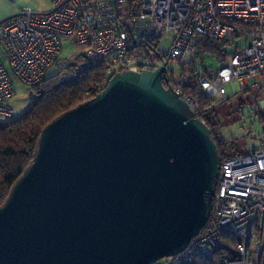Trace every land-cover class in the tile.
I'll return each instance as SVG.
<instances>
[{
    "label": "water",
    "instance_id": "obj_1",
    "mask_svg": "<svg viewBox=\"0 0 264 264\" xmlns=\"http://www.w3.org/2000/svg\"><path fill=\"white\" fill-rule=\"evenodd\" d=\"M163 74L117 72L44 127L0 206V264H154L188 247L221 161Z\"/></svg>",
    "mask_w": 264,
    "mask_h": 264
},
{
    "label": "built area",
    "instance_id": "obj_2",
    "mask_svg": "<svg viewBox=\"0 0 264 264\" xmlns=\"http://www.w3.org/2000/svg\"><path fill=\"white\" fill-rule=\"evenodd\" d=\"M51 4L49 11L25 7L0 21V118L14 117L10 101L16 82L31 88L56 61L60 66L68 63L69 59L58 60L67 43L83 46L81 55L88 64H105L101 89L117 72L164 67L169 86L194 112L197 102L182 95L172 81L174 73L205 56L202 39L217 45L228 40L230 47L242 39L244 43L236 45L229 57H221L213 72L200 75L199 90L221 100L264 87V0H51ZM147 49L157 61L149 59ZM216 250L223 252L222 264H264V149L220 162L207 222L182 253L159 261L182 264L192 259V253L210 258Z\"/></svg>",
    "mask_w": 264,
    "mask_h": 264
},
{
    "label": "trees",
    "instance_id": "obj_3",
    "mask_svg": "<svg viewBox=\"0 0 264 264\" xmlns=\"http://www.w3.org/2000/svg\"><path fill=\"white\" fill-rule=\"evenodd\" d=\"M199 44L206 53L205 55L210 54L217 65L221 57L232 55V53L226 54L225 52L228 40L217 45L202 39ZM204 57L203 55L201 59L190 63L186 71L181 69L176 72L177 74L174 73L172 81L177 84L182 95H189L197 102L198 106L194 110V114L211 130V137L220 155V161L250 151L264 149V111L262 110L256 112L257 120L263 125L262 137L258 144L251 146L249 150H242L237 140L228 139L221 134L222 125L218 121L216 113H221L225 120H228L231 114L237 115L238 110L234 111L233 109L235 106L240 109L242 103L247 102L248 94L253 91L252 89L246 90L241 92L240 96L229 95L221 100L210 98L200 92L197 79L203 72H213L215 67L211 66L206 69L202 66L198 70L194 63L200 64L204 61ZM84 62V64H78L68 61L63 66L59 65L61 70L58 73L51 76L46 75L30 88V104L21 115L0 121V206L7 198L14 182L31 163L38 138L44 127L58 115L101 92V86L106 79L105 64L99 63L93 66L85 60ZM186 72L190 74L183 81ZM61 73H65L67 78L60 80ZM191 256L190 261H184L182 264H222L223 252L216 250L210 258L194 253ZM159 262L164 264V261Z\"/></svg>",
    "mask_w": 264,
    "mask_h": 264
},
{
    "label": "rangeland",
    "instance_id": "obj_4",
    "mask_svg": "<svg viewBox=\"0 0 264 264\" xmlns=\"http://www.w3.org/2000/svg\"><path fill=\"white\" fill-rule=\"evenodd\" d=\"M14 3L19 6V8L23 9L25 7L30 8L34 12H46L52 8L51 0H13ZM244 43L242 39H235L230 47L227 46L225 48L226 54H231L234 51V47L236 45L240 46ZM167 46V42L164 44ZM83 52V46L75 45L71 46L67 43L62 47V52L59 55L58 60L63 61L69 59L72 63L84 64V58L81 55ZM147 54L150 60L157 61V56L154 52H151L147 49ZM194 66L199 70V67L208 68L211 66H215L217 68V62L214 61L211 56L205 55L204 61L200 62V64L194 63ZM61 70L57 61L54 65L48 69L47 75L51 76L58 73ZM184 69V71H186ZM205 70V69H204ZM175 74H177L175 72ZM67 78L65 73L60 74V80H64ZM254 79L251 80L253 82ZM234 89L237 90V84H233ZM253 88L252 93L248 94L247 102L242 103L239 107L235 106L234 111L238 110V114H231L228 120H225V117L217 112L218 121L221 123L222 135L227 137L228 139H235L237 143H239V147L242 150H249L251 146L258 144L259 140L262 137V127L263 125L256 118V112L259 110L264 111V88L260 87ZM228 91L230 93V89L228 87ZM240 96V95H239ZM214 99V98H213ZM31 95L30 88L21 85L19 82L15 83V95L11 98L10 105L13 109L14 116L21 115L28 105L30 104ZM224 109V108H222ZM6 119L0 118V121H5Z\"/></svg>",
    "mask_w": 264,
    "mask_h": 264
},
{
    "label": "crops",
    "instance_id": "obj_5",
    "mask_svg": "<svg viewBox=\"0 0 264 264\" xmlns=\"http://www.w3.org/2000/svg\"><path fill=\"white\" fill-rule=\"evenodd\" d=\"M20 9L13 0H0V21L15 14Z\"/></svg>",
    "mask_w": 264,
    "mask_h": 264
}]
</instances>
